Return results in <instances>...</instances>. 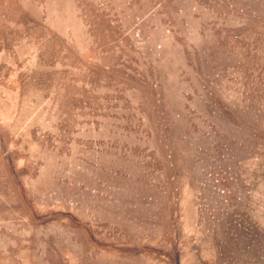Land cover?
Instances as JSON below:
<instances>
[{"label": "rangeland", "instance_id": "obj_1", "mask_svg": "<svg viewBox=\"0 0 264 264\" xmlns=\"http://www.w3.org/2000/svg\"><path fill=\"white\" fill-rule=\"evenodd\" d=\"M0 264H264V0H0Z\"/></svg>", "mask_w": 264, "mask_h": 264}]
</instances>
